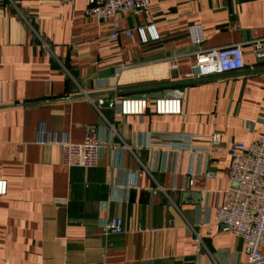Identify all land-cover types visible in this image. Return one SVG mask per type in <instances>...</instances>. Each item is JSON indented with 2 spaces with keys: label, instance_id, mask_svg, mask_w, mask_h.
<instances>
[{
  "label": "crops",
  "instance_id": "crops-1",
  "mask_svg": "<svg viewBox=\"0 0 264 264\" xmlns=\"http://www.w3.org/2000/svg\"><path fill=\"white\" fill-rule=\"evenodd\" d=\"M85 7L0 0V264H243L240 240L208 229L228 187L226 150L206 156L150 141L264 135V58L251 44L264 37V0H149L117 16L131 35L116 40ZM147 25L159 39L142 44L135 31ZM233 44L242 45L241 71L190 77L198 50ZM152 95L179 99L180 115H155ZM129 97L147 100L143 115L118 114ZM102 99L112 109L99 108ZM39 125L75 144L94 133L97 166H62L60 148L36 143ZM206 171L216 177L186 187ZM109 218L122 220L121 234L101 235Z\"/></svg>",
  "mask_w": 264,
  "mask_h": 264
},
{
  "label": "built area",
  "instance_id": "built-area-1",
  "mask_svg": "<svg viewBox=\"0 0 264 264\" xmlns=\"http://www.w3.org/2000/svg\"><path fill=\"white\" fill-rule=\"evenodd\" d=\"M60 4L73 5L77 0H58ZM84 17L95 20L111 28L110 40L120 35L130 37V31L117 28L119 15L145 11L149 0H85ZM136 36L142 44L157 41L158 34L153 25L138 27ZM192 42L198 45L202 41L200 29L192 26L188 30ZM253 53L257 58H264V37L252 42ZM174 67V66H173ZM244 68L241 44L220 48L198 50L195 53L190 77L200 79L209 76L239 72ZM153 112L157 116H177L181 113V102L175 98H163L153 101ZM147 109V100L143 98H123L118 105V114L122 117L141 116ZM39 125L36 143L54 145L60 148V163L67 169L95 168L100 159L102 144L92 132L84 135L81 143H72L65 134L47 132ZM201 144V145H196ZM150 145L165 146L178 152H196L206 156L216 155L226 150L230 159L227 169L228 187L224 192L223 202L215 209L214 219L209 230H220L240 240L246 261L243 264H264V135L248 144L220 140L218 134L207 138L174 136L168 133L154 134ZM216 174L212 171L191 176L186 187H191L199 178L212 180ZM161 190L160 187H158ZM7 184L0 180V197L6 195ZM101 235L112 236L123 232L120 218H109L101 225Z\"/></svg>",
  "mask_w": 264,
  "mask_h": 264
},
{
  "label": "water",
  "instance_id": "water-1",
  "mask_svg": "<svg viewBox=\"0 0 264 264\" xmlns=\"http://www.w3.org/2000/svg\"><path fill=\"white\" fill-rule=\"evenodd\" d=\"M150 99H157L158 95L147 96ZM99 108L112 109L113 100L102 99L97 102Z\"/></svg>",
  "mask_w": 264,
  "mask_h": 264
},
{
  "label": "rangeland",
  "instance_id": "rangeland-1",
  "mask_svg": "<svg viewBox=\"0 0 264 264\" xmlns=\"http://www.w3.org/2000/svg\"><path fill=\"white\" fill-rule=\"evenodd\" d=\"M195 57V56H194ZM144 99V98H143Z\"/></svg>",
  "mask_w": 264,
  "mask_h": 264
}]
</instances>
